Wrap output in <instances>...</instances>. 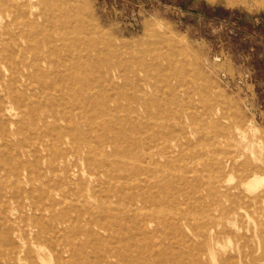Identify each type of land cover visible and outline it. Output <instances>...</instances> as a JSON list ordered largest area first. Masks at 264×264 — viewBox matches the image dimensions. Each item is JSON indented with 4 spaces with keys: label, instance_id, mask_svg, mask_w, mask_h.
Wrapping results in <instances>:
<instances>
[{
    "label": "rangeland",
    "instance_id": "obj_1",
    "mask_svg": "<svg viewBox=\"0 0 264 264\" xmlns=\"http://www.w3.org/2000/svg\"><path fill=\"white\" fill-rule=\"evenodd\" d=\"M0 27V58L6 42L15 44L9 57L18 51L28 62L37 49L32 63L43 72L0 90V250L32 246L31 228L42 225L32 264H110V254L194 264L200 253L206 264H264V199H252L264 193V0H0ZM136 97L146 113L122 101ZM34 106L53 118L29 129ZM56 135L73 142L55 144ZM239 152L262 170L239 161L216 178L217 164ZM252 176L255 186L235 189ZM222 186L239 199L237 214L213 239L191 235L218 204L230 207ZM142 194L164 206L161 226L139 228L153 208L128 203ZM180 214L178 235L171 224Z\"/></svg>",
    "mask_w": 264,
    "mask_h": 264
},
{
    "label": "bare ground",
    "instance_id": "obj_2",
    "mask_svg": "<svg viewBox=\"0 0 264 264\" xmlns=\"http://www.w3.org/2000/svg\"><path fill=\"white\" fill-rule=\"evenodd\" d=\"M4 1V0H3ZM7 3V2H6ZM8 4V3H7ZM5 5L4 7L5 8H8L9 5ZM5 20V19H4ZM16 24V22H15ZM32 24V23H31ZM10 26V22L7 21L5 22V24L3 25V27L1 28V30L3 31L4 35L8 34V28ZM15 26V25H14ZM17 26V25H16ZM34 27V26H33ZM18 28V27H16ZM27 28V27H26ZM21 31V30H20ZM27 31V30H26ZM32 32V31H30ZM2 33V34H3ZM14 33V32H13ZM28 33V32H27ZM34 33V32H33ZM36 33V32H35ZM21 34V33H20ZM32 34V33H31ZM10 35V34H9ZM23 35V34H22ZM33 35V34H32ZM35 35V34H34ZM33 35V36H34ZM28 36V35H27ZM32 36V38H33ZM45 36V34H44ZM9 37V36H8ZM12 38H15V37H12ZM27 38V37H26ZM10 39V38H9ZM24 39V38H23ZM29 39V38H28ZM27 39V40H28ZM35 40V38H33ZM11 40V39H10ZM14 40V39H12ZM42 40V39H41ZM44 40V39H43ZM42 40V41H43ZM47 40V39H46ZM38 41L40 42V40L38 39ZM33 42V41H32ZM38 42V43H39ZM45 42V41H44ZM48 42V41H47ZM7 45L5 46L6 48H4V50L2 51L4 53V56L2 58H0V90L1 92H6L7 89H8V85H12L13 83L15 82H18V81H21V82H24L25 84L27 82H29L30 78L36 74V75H43V72L38 68V65H34L32 62L34 60H37L36 56L38 55L39 53V50L37 49H31L29 52H28V58L30 59V61H26L25 58L27 57H18L17 55V52L14 56V58H11L9 57L10 55H8L9 50H14V52L16 51L15 49V44H11V43H8L6 42ZM1 44V42H0ZM50 53V52H49ZM2 55V54H1ZM55 58V57H54ZM40 61V60H39ZM83 61V60H82ZM140 66V65H139ZM144 67V66H143ZM158 68V67H157ZM44 71V70H43ZM156 71V69H155ZM26 74V75H25ZM140 74V73H139ZM174 75V74H173ZM158 76V75H157ZM170 76V75H168ZM173 80V79H172ZM176 81V80H175ZM20 100L18 101V99L16 101L18 102H15L16 104L19 103V104H26V100L24 97H19ZM45 98V97H44ZM122 101L125 103V106L127 109H131L133 112H134V115L137 114L138 111L142 112V113H146V107L145 105H143L141 102H140V98L136 97L135 99H132V98H122ZM22 106V105H21ZM37 106V105H35ZM34 106V111H32L27 119V127L29 129H36L38 126L43 125L45 126L48 119L50 118H53V111L51 112H47V113H38L35 109L37 107ZM187 106V105H186ZM206 106V105H204ZM117 108H121V103H117ZM175 108V107H174ZM173 108V109H174ZM113 111V110H112ZM78 116V115H77ZM26 122V121H25ZM195 124V123H193ZM217 124V123H216ZM67 125V124H66ZM61 126V125H60ZM48 128V127H47ZM197 128H200V127H197ZM137 131V130H136ZM202 131V130H201ZM239 130H235L233 132V139L235 140L236 138V135ZM52 132V131H51ZM109 132V131H108ZM175 132V131H174ZM50 134V133H49ZM52 134V133H51ZM243 135V134H242ZM168 138V137H167ZM201 138V137H199ZM177 139V138H176ZM92 140V139H91ZM172 140V139H171ZM220 140V139H219ZM55 141V144H61V145H65V146H68V145H71V141L73 142V138L72 137H60L58 138L57 135H56V138L54 139ZM108 145L109 147H117V142L118 140L116 138H112L111 140L108 141ZM191 142V141H190ZM206 142V140H205ZM125 143V142H124ZM37 144L39 145V147H41L42 149H44L45 151L48 149L47 145H45L43 143L42 140H38ZM206 144V143H204ZM209 144V143H208ZM219 144V143H217ZM170 152H173L175 151L177 148H178V145L176 144V142L172 141V142H169L167 144L164 145ZM208 146V145H207ZM200 147V146H199ZM201 149V148H200ZM219 149V148H218ZM167 152V151H166ZM208 155V154H207ZM213 155V154H212ZM61 157H59V163H58V167H62L63 164H64V157L62 155H60ZM105 156H107V154H105ZM209 156V155H208ZM179 157V156H178ZM160 158V155L157 153L156 154V159L158 160ZM179 159V158H178ZM204 159V158H203ZM197 161V160H196ZM200 161V160H199ZM239 161H242L244 164H251V172L252 173H255L257 170H262L261 167H259L257 164H256V157L254 155L251 156L250 155H246V154H243L242 152H239L237 153L236 155H232V156H228V157H225L221 162H219L217 164V173L215 174L216 175V178H220V176L222 175H225L226 173H231L235 167L237 166V162ZM201 162V161H200ZM187 163V162H186ZM196 163V162H195ZM14 164V163H13ZM201 164V163H200ZM189 165V164H188ZM202 165V164H201ZM194 166V165H193ZM204 166V164H203ZM192 167V166H191ZM195 168V167H194ZM205 168V167H204ZM189 170V169H188ZM187 170V171H188ZM196 170V169H195ZM204 170V169H203ZM205 171V170H204ZM208 171V170H207ZM215 171V172H216ZM194 172V171H193ZM214 173V172H213ZM14 174V173H13ZM111 174V173H110ZM20 177V175H19ZM16 178V177H15ZM200 178V176H199ZM243 178V177H242ZM20 178H16L17 181H19ZM213 180V179H212ZM0 182H1V178H0ZM182 182V181H181ZM257 183V179H256V176H252V178H247L245 179L244 181H242V183L240 185H238L235 189H240L241 186H245V187H253L255 186V184ZM188 184V183H187ZM212 184V182H211ZM32 188V191H33V185L32 183L29 184ZM235 185V184H234ZM209 186V185H208ZM0 187H1V183H0ZM174 187V186H173ZM203 187V186H202ZM185 188V187H184ZM223 188V186H222ZM137 189V188H136ZM224 189V188H223ZM210 190V189H209ZM118 191V190H117ZM136 191V190H135ZM139 191V190H138ZM252 192V191H251ZM121 193V192H120ZM218 193V197L221 198V199H224L225 202H229L230 203V207H222L221 204H218L217 207H221L222 210L218 211V215H209L208 218H207V221L204 222V224H199L198 226H196L194 232H192L191 235L193 236H200V237H204V236H212V239L215 238L217 235H220L221 233L218 231L217 232V229L216 227L221 223L222 220H225V218L228 219L229 215L230 214H237V211H236V207H237V204L240 203L239 202V199L238 198H235L231 195L230 191L228 189H224L223 192H217ZM119 194V192H118ZM121 195V194H120ZM0 197L2 198V195L0 194ZM119 198V197H118ZM142 198V201L139 202L138 200L136 199H131L130 202L128 203L129 207L130 208H134L135 209L137 208L138 204L142 206L144 205V203H148L150 206L149 207H145L144 210H147L148 208H153V209H150V213H147L148 216L151 218L149 221L145 220V219H142V221L139 222V228H145L147 227L148 225H154L156 227L158 226H161L164 222V215H163V212L165 211L164 210V206L160 207L159 204L157 203H154L153 201H149V200H145V197H144V194H142L141 196ZM149 198V197H148ZM28 199L30 200L29 203H30V212H31V217L32 219H35V215L37 213V208H36V205H34L32 203V197H28ZM121 199V198H120ZM255 202H259V201H262L264 199V193L260 194V195H257L255 197L252 198ZM54 202L53 199H51L50 201V205H52V203ZM177 202V201H175ZM161 204V203H160ZM259 204V203H258ZM122 205V204H121ZM146 205V204H145ZM216 205V204H215ZM180 207V204L178 205ZM187 206V205H186ZM2 207H4V205L2 204ZM27 207H25V204L20 202L17 203L16 205V211L18 212L19 214V217L17 219H23V218H26L28 215H26L24 213L23 210H25ZM160 208L162 209V211L160 212ZM134 210V209H133ZM159 213H158V212ZM186 211V209H185ZM213 211H217V210H213ZM120 212V211H119ZM136 212H139V209L138 211L136 210ZM174 212V211H173ZM178 213V212H177ZM101 214V213H100ZM94 216V215H93ZM246 216V215H244ZM172 217V216H170ZM178 218V219H177ZM177 218H174L172 219V224L174 227L173 229V232L178 234V235H181L180 233V229H179V219H183V220H187V215H177ZM94 219V218H92ZM171 219V218H170ZM74 220V219H73ZM246 222H247V219H246ZM91 223V222H90ZM89 223V224H90ZM91 225V224H90ZM137 225V224H136ZM247 225V224H246ZM1 227V225H0ZM91 227V226H90ZM136 227V226H135ZM89 229V228H88ZM92 229V228H91ZM185 230V228H184ZM41 232H42V225L41 226H33L31 228V233H32V236H33V239L34 241L32 242V246H38L36 243L38 240H40V237H41ZM154 234V233H153ZM169 234V233H168ZM64 235V234H63ZM147 237V236H146ZM133 238V237H132ZM14 241V240H13ZM6 242V241H5ZM258 243V242H257ZM31 245L27 246L24 250L21 249V247H16L15 250L13 252H3L2 250H0V263H4V264H26L27 262L30 264H32V260L28 257V254H30L32 252V247ZM160 246V245H159ZM220 247V246H219ZM224 248V247H223ZM162 250V249H161ZM163 251V250H162ZM258 251V250H257ZM233 252V251H232ZM159 255L160 254H163V252H159L158 253ZM164 256V255H163ZM211 258L212 260H214V252L212 251L211 253ZM234 256V255H233ZM117 255L115 254H110L108 255L107 258H109L110 260H114V261H110V264H131L128 263L127 261H119L117 259ZM203 259H205V253H200V255H196L194 257L191 258V262H193L194 264H206L205 261H203ZM247 260V259H246ZM43 261V260H42ZM66 264V262H65ZM157 264H161V263H157ZM224 264H239V263H235V262H232L231 259L229 260H225L224 261Z\"/></svg>",
    "mask_w": 264,
    "mask_h": 264
}]
</instances>
